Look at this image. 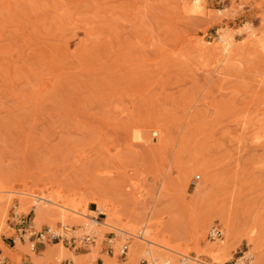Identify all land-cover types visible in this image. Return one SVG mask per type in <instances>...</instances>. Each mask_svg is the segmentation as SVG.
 <instances>
[{
    "label": "rangeland",
    "instance_id": "obj_1",
    "mask_svg": "<svg viewBox=\"0 0 264 264\" xmlns=\"http://www.w3.org/2000/svg\"><path fill=\"white\" fill-rule=\"evenodd\" d=\"M191 7L0 0V262L131 264L114 229L95 235L73 219L71 235H95L93 246L64 245L61 261L39 251L53 243L32 238L30 250V235L48 227L35 222L30 195L62 190L99 223L95 200L117 210L119 226L149 218L185 259L235 264L252 254L264 264V0ZM223 33L233 36L228 57ZM220 240L217 261L195 250Z\"/></svg>",
    "mask_w": 264,
    "mask_h": 264
},
{
    "label": "bare ground",
    "instance_id": "obj_2",
    "mask_svg": "<svg viewBox=\"0 0 264 264\" xmlns=\"http://www.w3.org/2000/svg\"><path fill=\"white\" fill-rule=\"evenodd\" d=\"M186 5L192 4L191 9L188 12H194L196 8L200 6L201 0H184ZM222 13V12H220ZM245 32L248 34L250 40L259 39V34H257L250 26H247ZM233 36L228 33H223L220 35L221 50L225 57L230 56L232 52V41ZM156 135V134H155ZM33 202L35 209V222L41 226V222L48 227H54L60 224V227L56 229L60 230L64 235H69L70 233H75V230L69 229L68 225L65 223L69 222L70 219L79 226L90 227L93 230V234L96 235L94 227L100 229V227L112 228L116 231L119 238L117 240V246H121V242L125 241L130 244V250L128 255L132 258L131 264H137L140 261H146L148 264H163L165 262H170L172 264H199L197 259L183 258L185 256L180 245H174L166 237L160 234V231L154 230L149 218L142 222V219L138 220L137 224L131 227L119 226L115 222H122L121 217L118 215L117 210L113 207L110 208L107 204L99 203L94 201L98 205V212L104 213L106 219L103 223H99L97 220V214L94 211L88 210V204L81 200H76L73 195L67 194L64 191H57L54 195L43 197L34 196ZM3 197L0 196V201ZM104 208H107L104 212ZM95 215V216H91ZM68 228V231L65 229ZM54 229V228H53ZM35 233V232H34ZM91 236V235H89ZM113 242V240H110ZM30 250L34 252L35 244L31 242L28 238ZM47 244V243H46ZM53 247L46 249L43 253L44 258L51 259L57 257V259L64 260L67 256L68 248H66L62 243H53ZM23 244H21L22 246ZM45 245V244H44ZM126 245V244H125ZM129 249V246H128ZM196 252L204 253L209 255L214 260H218L221 257V253L226 250L225 242L219 241L214 245L208 246L204 249L200 248L198 245L195 248ZM31 254H34L32 253ZM93 259L96 258V253L91 254ZM177 257L180 259L178 260ZM252 254L243 257L238 261L237 264H254L251 261ZM40 260V259H39ZM251 261V262H250Z\"/></svg>",
    "mask_w": 264,
    "mask_h": 264
},
{
    "label": "built area",
    "instance_id": "obj_3",
    "mask_svg": "<svg viewBox=\"0 0 264 264\" xmlns=\"http://www.w3.org/2000/svg\"><path fill=\"white\" fill-rule=\"evenodd\" d=\"M98 217L95 219L98 221ZM24 223V222H22ZM68 231V228H65ZM28 229L26 230H21V232H25L27 234ZM69 232V231H68ZM65 233H61L60 230L58 229H53L50 227H46L43 230H41L38 233H32L30 235V239L35 238L37 244L44 245L46 243H62L63 245H66L69 248H72L76 251L79 250H85L87 249L90 245H94L96 243V236H85V237H76L71 235H64ZM211 237L212 238H221L222 237V231L219 229H213L211 231ZM128 253V245H123L122 248L120 249V255L121 257H126ZM236 262L235 264H237ZM0 264H4V262H0ZM142 264H148V262L144 261ZM163 264H172L170 262H165Z\"/></svg>",
    "mask_w": 264,
    "mask_h": 264
},
{
    "label": "crops",
    "instance_id": "obj_4",
    "mask_svg": "<svg viewBox=\"0 0 264 264\" xmlns=\"http://www.w3.org/2000/svg\"><path fill=\"white\" fill-rule=\"evenodd\" d=\"M40 253H44L45 251H46V248L45 247H42V248H40ZM64 264H70V262H64Z\"/></svg>",
    "mask_w": 264,
    "mask_h": 264
}]
</instances>
